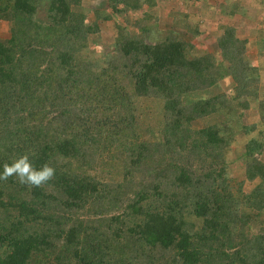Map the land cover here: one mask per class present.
Here are the masks:
<instances>
[{"label": "trees", "instance_id": "1", "mask_svg": "<svg viewBox=\"0 0 264 264\" xmlns=\"http://www.w3.org/2000/svg\"><path fill=\"white\" fill-rule=\"evenodd\" d=\"M156 1L0 0V172L56 170L0 180V264H264V17Z\"/></svg>", "mask_w": 264, "mask_h": 264}, {"label": "rangeland", "instance_id": "2", "mask_svg": "<svg viewBox=\"0 0 264 264\" xmlns=\"http://www.w3.org/2000/svg\"><path fill=\"white\" fill-rule=\"evenodd\" d=\"M174 1L177 7H174ZM225 1V3H224ZM240 7V12L245 11L250 15H255V23L260 22L264 17V0H237ZM157 17L159 18V27H166L170 23L175 10L184 12L186 17L193 23L198 24V36L192 40V45L195 49H209L214 51L217 37L222 33L225 25L224 17H221V10L228 12V3L233 0H157ZM96 0H82L81 8L84 12L88 9L96 7ZM222 18V19H221ZM239 19V16H236ZM235 18V19H236ZM91 19V18H90ZM119 22V20H118ZM114 34L113 21H105L99 24V36L106 44L111 42ZM8 37V27L4 22H0V38ZM248 54L251 59H254V53L248 49ZM264 77V69L260 74ZM244 118L249 122L250 118L256 119L255 112L249 111L244 113ZM237 162L231 165V169L235 170Z\"/></svg>", "mask_w": 264, "mask_h": 264}, {"label": "clouds", "instance_id": "3", "mask_svg": "<svg viewBox=\"0 0 264 264\" xmlns=\"http://www.w3.org/2000/svg\"><path fill=\"white\" fill-rule=\"evenodd\" d=\"M55 173V168L48 163L37 169L33 166L28 155H22L11 163L3 164L0 180L7 181L10 177H15L21 185L39 187L53 180Z\"/></svg>", "mask_w": 264, "mask_h": 264}]
</instances>
